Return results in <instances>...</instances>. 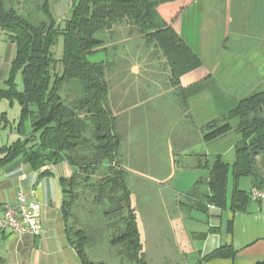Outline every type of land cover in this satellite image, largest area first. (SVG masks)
<instances>
[{
    "label": "trees",
    "instance_id": "obj_1",
    "mask_svg": "<svg viewBox=\"0 0 264 264\" xmlns=\"http://www.w3.org/2000/svg\"><path fill=\"white\" fill-rule=\"evenodd\" d=\"M31 1L37 2L39 17L36 19L20 12L22 2ZM51 2L0 0V28L16 46L7 88L0 89V103L7 100L12 106L19 105L16 131L22 137L2 150L0 169L17 159H23L35 170H43L50 164H67L72 175L60 178L62 215L66 237L81 263L104 264L88 254L95 237L103 234L108 236L110 245L121 248L122 256L131 264H149L138 215L131 205L128 171L122 162L123 136L110 100L109 63L91 62L88 57L103 47L105 33L112 34L117 26L125 23L163 54L170 68L171 84L179 88L185 101L204 86L209 76L187 88L180 86L181 78L202 69L203 63L173 23L159 21L160 2L71 0V15L64 27L52 13ZM60 37L63 56L55 59L52 48ZM19 75L22 91L16 82ZM4 119L6 114L0 115V120ZM29 123L30 134L27 133ZM202 129L207 143L231 133H238L241 139L235 146L232 164L221 156L212 163L207 158L202 163L198 160L201 163L198 167L208 171L205 180L208 191L204 194L205 200L195 205L196 209L245 211L251 198L250 192L240 188V181L250 179L251 190L264 192V91L239 100L234 108ZM49 173L51 170L47 169L42 175ZM200 183L189 194L191 198ZM81 200L89 202V207H79L91 215L89 223H83L71 212ZM98 216L103 227L95 223ZM234 256L232 247L222 246L198 258L195 264Z\"/></svg>",
    "mask_w": 264,
    "mask_h": 264
},
{
    "label": "crops",
    "instance_id": "obj_2",
    "mask_svg": "<svg viewBox=\"0 0 264 264\" xmlns=\"http://www.w3.org/2000/svg\"><path fill=\"white\" fill-rule=\"evenodd\" d=\"M59 1L61 2L56 6V12L60 15L65 0ZM176 22L181 24L179 28L175 27L176 30L203 63L202 69L182 77L180 86L187 88L209 76L205 81V90L200 94L190 95L185 101L184 96L179 94V88L171 84V77L166 88L155 91L154 94L148 92L149 86L155 85L158 77L145 78L141 93L130 92V122L132 118L140 116L142 109L154 111L155 107L166 101L167 95L174 97L175 115H189L196 126L194 128L200 129L196 141L177 140L176 148L181 157L188 159L191 156L194 159L191 166L199 170L202 168L198 166L206 158L210 163L218 156L224 160L225 154L235 150L239 142L232 143L225 153L210 157L205 148L226 137L207 143L203 139L202 128L234 108L239 100L264 91V0H191L184 6L173 23L174 26ZM15 56V44L9 41L7 34L0 28V89L7 88L6 81ZM4 101L10 109L18 105L12 106L7 100ZM2 114H6V119L0 120V157L3 156L4 148L22 138L11 133L12 139H18L12 144L4 145L3 135L7 132L10 122L8 112L0 111V115ZM194 144L201 149L199 153L190 155L188 151L195 147ZM187 165L184 163L179 167ZM47 169L51 170V173L42 175ZM61 170L72 172L65 163ZM204 170L208 174V171ZM184 172L185 170L182 173ZM61 176L56 166L35 170L23 159H17L0 169V218L4 207L7 204L16 205L18 196L23 193L35 201L43 227V230L34 236H17L9 230L0 232V264H82L65 233ZM251 187L250 182L249 188L242 190L250 192ZM203 213L206 215L205 230L192 233L194 250L199 258L222 246L232 247L235 251L232 258L215 259L203 264L264 263V201L251 200L242 212L209 208L208 212ZM153 221L155 222V218ZM203 234H206L204 238L201 237Z\"/></svg>",
    "mask_w": 264,
    "mask_h": 264
},
{
    "label": "rangeland",
    "instance_id": "obj_3",
    "mask_svg": "<svg viewBox=\"0 0 264 264\" xmlns=\"http://www.w3.org/2000/svg\"><path fill=\"white\" fill-rule=\"evenodd\" d=\"M151 1L160 2L159 21L172 24L191 0ZM59 2L61 1L52 0L51 7L59 25L64 27L65 21L71 15V0H65L63 3L61 16L56 12ZM22 3L21 13L34 19L39 17L36 1H31L29 4ZM180 26L181 24L176 22L175 27ZM103 39L105 40L103 47L90 55L88 59L91 62L109 63L110 100L113 111L118 116L119 129L123 136L122 162L128 171L127 181L131 193V205L138 215L146 260L149 264H195L199 256L194 250L195 243L192 238L194 234L192 233L193 231L203 232L206 219L205 213L196 209L195 205L205 200L204 194L208 191L205 180L208 174L204 169H193L194 166L191 165L194 159L191 156L188 159L181 157L176 143L180 139L196 141L200 129L194 128L196 126L189 115L185 117L182 113L175 115L176 103H174V97L170 95H167L166 101L161 103V106L155 107L154 111L142 109L140 116L136 119L132 118L130 122V92L141 93L142 82L151 76L158 77V79L155 85L149 86L151 89L147 90L149 93L154 94L155 91L165 89L170 78V68L163 54L154 46L148 45L125 23L117 26L112 34L105 33ZM52 52L55 59L62 58V37L52 48ZM203 84L198 94L205 90L206 84L205 82ZM17 87L18 90H23L20 75L17 77ZM7 104L4 101L0 106V111L8 112L10 122L7 132L3 135L4 145L12 144L18 139H12L11 133L19 137L16 133V126L20 107L16 105L14 109H10ZM182 129L184 132H181ZM27 133H31L30 123L27 125ZM240 139L241 136L238 133H231L205 150L210 157H215L220 153H225L232 143ZM194 145L195 147L188 151L190 155L199 153L201 149L200 146ZM224 160L232 164L235 160V151L227 152ZM184 163L188 165L183 168L179 167ZM49 166L52 168L53 165ZM62 166L63 164L56 165L60 175L71 177L72 172L62 171ZM183 170H185L184 173H182ZM199 181L202 183L196 187L197 192L191 198L189 194ZM250 182V179L243 178L240 188L248 189ZM231 190L232 184L230 183V192ZM88 203L84 200L78 201L71 209L73 216H78L83 223H89L91 220L89 218L91 215L82 209L83 206H88ZM80 206L82 207L79 208ZM154 218L155 222H152ZM73 219L71 222L74 221ZM96 221V225L103 227L100 216ZM88 252L90 258L96 262L131 264L126 257L122 256L120 247L110 245L107 235H97Z\"/></svg>",
    "mask_w": 264,
    "mask_h": 264
},
{
    "label": "built area",
    "instance_id": "obj_4",
    "mask_svg": "<svg viewBox=\"0 0 264 264\" xmlns=\"http://www.w3.org/2000/svg\"><path fill=\"white\" fill-rule=\"evenodd\" d=\"M250 198L253 201H264V194L260 190L252 189ZM41 214L36 207L35 201L23 193L18 196L16 205L7 204L0 218V232L7 230L13 235H33L37 230H43L40 223Z\"/></svg>",
    "mask_w": 264,
    "mask_h": 264
},
{
    "label": "bare ground",
    "instance_id": "obj_5",
    "mask_svg": "<svg viewBox=\"0 0 264 264\" xmlns=\"http://www.w3.org/2000/svg\"><path fill=\"white\" fill-rule=\"evenodd\" d=\"M261 194H264V192L260 191ZM40 233V230H37L36 232H34V235H38Z\"/></svg>",
    "mask_w": 264,
    "mask_h": 264
}]
</instances>
